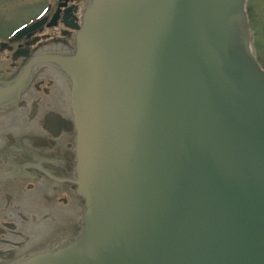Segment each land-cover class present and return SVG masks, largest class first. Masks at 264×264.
Listing matches in <instances>:
<instances>
[{"label": "water", "instance_id": "1", "mask_svg": "<svg viewBox=\"0 0 264 264\" xmlns=\"http://www.w3.org/2000/svg\"><path fill=\"white\" fill-rule=\"evenodd\" d=\"M247 1H87L75 50L55 56L82 226L14 264H264V68ZM25 83L0 86V104Z\"/></svg>", "mask_w": 264, "mask_h": 264}, {"label": "flooded vegetation", "instance_id": "2", "mask_svg": "<svg viewBox=\"0 0 264 264\" xmlns=\"http://www.w3.org/2000/svg\"><path fill=\"white\" fill-rule=\"evenodd\" d=\"M5 1L0 20L16 2ZM38 1L19 0L31 14L0 33V86L27 75L0 104V264L70 242L85 211L70 80L55 56L74 51L88 0Z\"/></svg>", "mask_w": 264, "mask_h": 264}, {"label": "rangeland", "instance_id": "3", "mask_svg": "<svg viewBox=\"0 0 264 264\" xmlns=\"http://www.w3.org/2000/svg\"><path fill=\"white\" fill-rule=\"evenodd\" d=\"M19 0L12 4L7 11L6 17L0 20V33H4L11 26L25 20L30 14V5H20ZM38 1V6L42 2ZM45 2V1H44ZM6 1L0 0V17L5 14ZM8 7V6H6ZM248 10L251 23V39L255 42V53L264 67V0H249Z\"/></svg>", "mask_w": 264, "mask_h": 264}]
</instances>
